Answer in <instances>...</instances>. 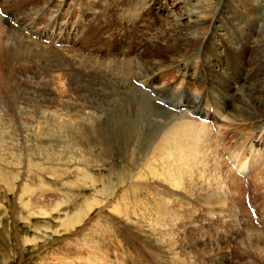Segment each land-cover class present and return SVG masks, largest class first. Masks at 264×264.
Listing matches in <instances>:
<instances>
[{
    "label": "rangeland",
    "instance_id": "374dc122",
    "mask_svg": "<svg viewBox=\"0 0 264 264\" xmlns=\"http://www.w3.org/2000/svg\"><path fill=\"white\" fill-rule=\"evenodd\" d=\"M0 2L83 51L0 15V264H264V0Z\"/></svg>",
    "mask_w": 264,
    "mask_h": 264
},
{
    "label": "bare ground",
    "instance_id": "6f19581e",
    "mask_svg": "<svg viewBox=\"0 0 264 264\" xmlns=\"http://www.w3.org/2000/svg\"><path fill=\"white\" fill-rule=\"evenodd\" d=\"M160 1V0H159ZM171 5V4H170ZM164 8V6H162V9ZM202 10V9H201ZM199 16V15H198ZM198 16H195L194 17V20H197V21H201V16L198 17ZM203 17V16H202ZM237 17V16H236ZM260 18V17H259ZM258 18V19H259ZM200 22V23H201ZM206 22V21H205ZM207 23V22H206ZM205 23V24H206ZM264 23V22H263ZM202 24V23H201ZM212 23H210L209 25L211 26ZM245 26L248 28V29H252V22L250 20L246 21L245 23ZM17 29V28H16ZM26 35V34H25ZM28 36V35H27ZM195 35L191 36V38H193ZM29 37V36H28ZM21 45L23 46V44L21 43ZM28 46V45H27ZM5 56H6V53H5ZM4 59L2 60V62H6V57H3ZM110 58V57H109ZM124 59V58H123ZM189 71V69H187ZM251 74L252 76H257L258 75V72L257 71H251ZM3 75V74H2ZM251 76V75H250ZM91 77V76H90ZM159 77L156 76L155 78H149V79H158ZM93 80V79H92ZM142 82H147V81H144L143 79H141ZM146 84V83H145ZM132 85V84H131ZM153 85V84H152ZM2 87V86H1ZM132 87V86H131ZM138 90H139V93L142 95V96H148L150 93L147 92L146 90H144L143 88H141L140 86H135ZM136 89V90H137ZM142 89V90H141ZM146 91V92H144ZM151 95V94H150ZM253 95V94H252ZM152 96V95H151ZM153 97V96H152ZM142 98V97H141ZM158 100V99H157ZM164 101L166 99H163ZM187 100V99H186ZM212 103H213V106L216 110V113L218 114V116H221L220 113H219V108H218V104L216 102V100L214 98H212ZM167 101V100H166ZM177 101V100H176ZM174 101V102H176ZM188 101V100H187ZM173 102V101H171ZM183 100H178L176 103L180 104L182 103ZM188 103H191L188 101ZM187 103V104H188ZM160 104V103H158ZM154 105V104H153ZM174 105V104H173ZM263 105V104H262ZM177 107L180 108V111L179 112H174V111H171L172 113H176V114H180V113H185L188 115V117L190 118H193V119H198L197 117H195L194 115L190 114L189 113V109L191 110V108H193L194 106L193 105H190V107H188L187 110H183V108H181V106L179 105H176ZM211 106L210 102L208 104V107ZM154 107L156 108H159L157 107L156 105H154ZM263 108V107H262ZM200 110V109H199ZM193 113H196L195 111L192 110ZM202 117H210V116H214L212 114V110L209 109V110H204L201 114ZM212 124V123H211ZM205 124H200L198 125L196 122H187L185 124V126H182V127H176V128H172L167 134L166 136L162 139V141L160 142V144H158L156 146V150H160V149H163L165 148L166 146L170 145V148L171 150H176V151H179V152H183L184 151V148H188L191 144V140H194L195 137L200 133L202 132L204 129H205ZM220 128V127H219ZM213 129V128H212ZM221 129V128H220ZM222 130V129H221ZM219 130L218 132H220V134H224L223 131ZM214 131V130H213ZM184 147V148H183Z\"/></svg>",
    "mask_w": 264,
    "mask_h": 264
}]
</instances>
